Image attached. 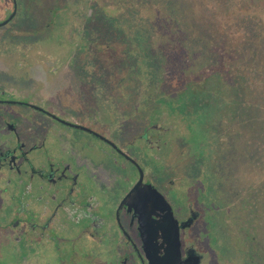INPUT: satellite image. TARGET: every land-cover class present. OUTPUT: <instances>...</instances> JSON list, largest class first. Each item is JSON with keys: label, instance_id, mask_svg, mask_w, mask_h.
Here are the masks:
<instances>
[{"label": "flooded vegetation", "instance_id": "obj_1", "mask_svg": "<svg viewBox=\"0 0 264 264\" xmlns=\"http://www.w3.org/2000/svg\"><path fill=\"white\" fill-rule=\"evenodd\" d=\"M99 1L0 0V264H154L165 250L159 229L144 240L135 205L153 192L132 195L141 183L170 202L182 259L214 264L206 210L189 197L204 165L194 175L200 153L168 105L190 89ZM34 6L49 15L32 24Z\"/></svg>", "mask_w": 264, "mask_h": 264}, {"label": "rangeland", "instance_id": "obj_2", "mask_svg": "<svg viewBox=\"0 0 264 264\" xmlns=\"http://www.w3.org/2000/svg\"><path fill=\"white\" fill-rule=\"evenodd\" d=\"M43 1L56 8L63 0ZM100 4L122 15L118 24L138 25L159 58V73L190 89L168 105L177 133L190 135L191 151L200 153L193 173L204 165L192 177L189 197L206 210L204 241L214 264H264V0ZM32 9L39 10L32 24L42 21L44 8ZM148 54L144 59L152 61Z\"/></svg>", "mask_w": 264, "mask_h": 264}, {"label": "water", "instance_id": "obj_3", "mask_svg": "<svg viewBox=\"0 0 264 264\" xmlns=\"http://www.w3.org/2000/svg\"><path fill=\"white\" fill-rule=\"evenodd\" d=\"M152 190L153 196L151 198H140V203L136 204V209L139 211V218L141 225L148 233L144 237L146 245L151 247L156 240V231H160V238L162 242L160 243V248L165 250L163 255H152L148 254L149 258L155 260L154 264H199L201 259V254L191 253L186 259L181 257L180 249V237H179V223L174 215L172 206L170 202L166 199L162 192L157 188L153 187L151 184L142 185L138 184L133 190L132 195L137 192L144 190ZM151 200L155 204H147ZM160 210V213L157 212ZM157 212L159 218L154 219L153 213ZM162 212V213H161ZM153 236H155L153 238Z\"/></svg>", "mask_w": 264, "mask_h": 264}]
</instances>
